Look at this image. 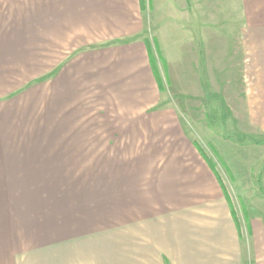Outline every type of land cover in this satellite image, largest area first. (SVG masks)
<instances>
[{
    "label": "crops",
    "instance_id": "0c3cea01",
    "mask_svg": "<svg viewBox=\"0 0 264 264\" xmlns=\"http://www.w3.org/2000/svg\"><path fill=\"white\" fill-rule=\"evenodd\" d=\"M247 58L263 81L264 0H0L2 96L36 83L1 125L45 110L32 138H0L23 148L0 159V264H264L250 174L219 154L231 192L182 117L205 121L215 67Z\"/></svg>",
    "mask_w": 264,
    "mask_h": 264
},
{
    "label": "rangeland",
    "instance_id": "374dc122",
    "mask_svg": "<svg viewBox=\"0 0 264 264\" xmlns=\"http://www.w3.org/2000/svg\"><path fill=\"white\" fill-rule=\"evenodd\" d=\"M156 56L157 58L153 57V59H151V63H153L155 67L156 80L159 81L160 84L161 77L158 73L156 63L159 62V64H161V58L157 51ZM248 60L249 58H247L248 65L242 67V70L241 68L229 69L215 67V74L212 76V81L209 87L210 90L207 88L205 91L207 94L205 99H203V107L200 103V108H197L198 111L200 109L202 113H205L204 117H206V115L209 116V112L212 113L214 109H218L220 105L223 106L225 104L228 105L229 111L234 110V113L231 114L229 112L227 115L225 110L223 111V109H221V117L219 118V121L214 119L213 122L215 123L214 125H216L215 128L208 124L206 119L204 121L201 114H199L200 121H193L191 118H187L186 115H182V117L184 118L183 123L187 135L193 142L195 141L198 144L207 159H214L216 161L219 173L224 178L223 181H228L230 183L231 192L236 191L237 189L236 184L234 185L235 179L232 177V173L228 168L222 163L223 158L219 157V154L224 156L227 155V157L229 156L230 158L233 157L230 164L233 163V165H235L236 170H234L233 167L232 169L235 171L236 176L238 171L243 173V177H247L250 174L255 190V195H252V197L264 200V195L258 193L259 188L257 186L259 183H262L264 186V80L261 82L254 81L255 76L253 74L256 73V71L257 73H260L262 67L251 66V60ZM163 70H165V67ZM252 71L254 73H252ZM237 77L241 78V82ZM242 78H244V82ZM34 85H36V83H24L18 88V92H10L11 95L8 97L2 96L3 92L0 91V112L6 101L12 103L16 101V99H8L13 96H21L25 92L31 90ZM208 92H210V96ZM162 97L165 98L164 95ZM243 102L244 104H247V111L249 114H240L239 111H242L240 105H242ZM39 103L40 102H38V104ZM164 104L165 106L177 109L181 108L179 105V99H173L170 95H168L163 101V105ZM202 108L204 109V112ZM21 110L22 112H25L26 110V114L21 117L20 120L18 116H15L10 119L8 123L1 125L2 122L0 119V138L28 139L33 137L34 132L31 127L35 125V122L41 121V117H43L42 113H45V110L43 111L41 105H37L35 110H32L31 113L26 106H21ZM259 142L263 143L258 144ZM22 149V147L0 146V159L2 155L11 154L10 150L18 151ZM240 156L241 158H239ZM2 164L3 163L0 162V187L3 188L2 190L7 191L6 187L8 184H6V170L1 168L4 166V164ZM257 179L260 180L258 181L259 183L256 181ZM229 196L230 200L236 205L235 207L246 209L245 204L247 201H245V197L243 198L235 192L234 194L232 193V195L229 194ZM248 199H251V195H249ZM7 200H9L8 195H0V205L5 203V201L7 202ZM252 201L255 202V200ZM248 203L250 204L249 201Z\"/></svg>",
    "mask_w": 264,
    "mask_h": 264
},
{
    "label": "trees",
    "instance_id": "16d2710c",
    "mask_svg": "<svg viewBox=\"0 0 264 264\" xmlns=\"http://www.w3.org/2000/svg\"><path fill=\"white\" fill-rule=\"evenodd\" d=\"M151 64H152L153 74H154V76H155V78H156L155 67H154L153 63H151ZM209 113H210L209 116L206 115L205 119L207 120L208 124H210L212 127L215 128L216 125H214L215 123H213V122H214V119L219 121V118L221 117V115H220V113L218 112V109H214V110L212 111V113H211V112H209ZM209 119H210V120H209ZM261 143H263V142H259L258 144H261ZM256 181L258 182V181H260V180L257 179ZM258 183H259V182H258ZM257 186H258V188H259V189H258L259 193H261L262 195H264V186L262 185V183H261V184H260V183L257 184Z\"/></svg>",
    "mask_w": 264,
    "mask_h": 264
}]
</instances>
